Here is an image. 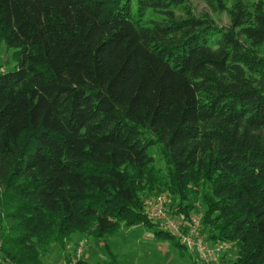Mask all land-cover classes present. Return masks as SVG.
I'll return each instance as SVG.
<instances>
[{"label": "trees", "instance_id": "trees-1", "mask_svg": "<svg viewBox=\"0 0 264 264\" xmlns=\"http://www.w3.org/2000/svg\"><path fill=\"white\" fill-rule=\"evenodd\" d=\"M230 1L222 28L185 0H0V264L137 225L186 250L143 212L164 191L264 264V0Z\"/></svg>", "mask_w": 264, "mask_h": 264}, {"label": "rangeland", "instance_id": "rangeland-1", "mask_svg": "<svg viewBox=\"0 0 264 264\" xmlns=\"http://www.w3.org/2000/svg\"><path fill=\"white\" fill-rule=\"evenodd\" d=\"M246 4H252L258 0H240ZM226 10H217L205 3L204 0H185L182 8L192 9V13L198 17H208L218 27H227L229 25L228 10L232 2L228 0ZM181 10H179L178 15ZM11 62V53L4 47L0 46V63ZM152 156L155 159V166L161 169L163 173V163L157 153V149H152ZM161 184V181H159ZM164 195L167 198V215L175 221L179 227L185 228V232L191 228L192 219L197 215H203V209L200 205H196V209L189 214L188 221H182L177 214L172 213L175 206L172 202L173 196L170 191L154 192L150 195H143L141 202L143 212L145 214V201ZM147 217V215L145 214ZM153 225L159 228H166L159 220H150ZM163 226V227H162ZM166 231V230H165ZM211 232L210 230H208ZM168 232V231H167ZM169 233V232H168ZM170 234V233H169ZM171 235V234H170ZM208 236V235H207ZM106 246L104 245V241ZM103 240H95L87 238L79 234H74L63 250L57 246H51L41 258V264H84V263H100L108 264L115 261L116 264H204L196 252L175 247L171 240H162L159 236L154 235L153 228L137 225L132 228L121 229L113 236H105ZM197 240L206 243L207 246L218 249L216 261L213 264H231L235 256V249L231 244L219 241H209L205 234L200 232Z\"/></svg>", "mask_w": 264, "mask_h": 264}, {"label": "built area", "instance_id": "built-area-1", "mask_svg": "<svg viewBox=\"0 0 264 264\" xmlns=\"http://www.w3.org/2000/svg\"><path fill=\"white\" fill-rule=\"evenodd\" d=\"M167 203V198L164 195L145 201V214L147 215V219L159 220L166 228L165 230L176 237L187 251L191 253L196 252L198 258L204 264H213L216 261L219 250L197 240L201 228V214L193 217L191 228L183 233L181 227L167 215Z\"/></svg>", "mask_w": 264, "mask_h": 264}]
</instances>
